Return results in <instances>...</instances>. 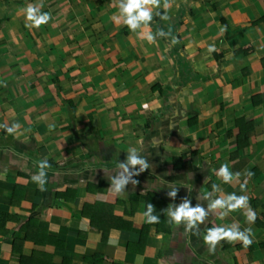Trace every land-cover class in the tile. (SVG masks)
<instances>
[{
  "label": "crops",
  "instance_id": "1",
  "mask_svg": "<svg viewBox=\"0 0 264 264\" xmlns=\"http://www.w3.org/2000/svg\"><path fill=\"white\" fill-rule=\"evenodd\" d=\"M168 3L165 9L161 0L149 25L133 32L119 15V0H52L51 34L45 39L38 31V51H44L24 53L27 71L0 64L2 75L29 76L18 94L12 86L0 89V264H90L92 256H101V264H264V0ZM107 5L113 7L108 12ZM165 18L176 25L173 34L163 29ZM14 21L0 17L2 30L15 31ZM153 28L165 31L153 42L162 55L152 50L146 58L135 42ZM11 36L25 39L19 32ZM101 38L120 51L98 56L86 50ZM48 39L67 40L64 50L78 56L69 59L71 69ZM48 56L56 64L57 100L38 80L39 65L48 68L38 61ZM11 59L1 54L0 63ZM63 75L66 83L58 82ZM52 83L46 87L54 90ZM69 87L75 95L65 97L62 88ZM240 123L247 138L239 146ZM13 124L19 128L9 134L3 125ZM131 148L149 168L132 176L136 185L130 180L116 193L109 177L123 171L118 163ZM44 159L51 167L42 191L32 177ZM224 164L234 174L228 183L217 175ZM233 193L248 198L246 208L209 207ZM186 199L208 213L197 222L198 234L169 223L164 211ZM148 204L163 219L159 228L146 222ZM111 217L123 218L111 223ZM234 226L251 229V245L221 240L213 251L204 243L208 228ZM142 227L147 234L139 244Z\"/></svg>",
  "mask_w": 264,
  "mask_h": 264
},
{
  "label": "clouds",
  "instance_id": "2",
  "mask_svg": "<svg viewBox=\"0 0 264 264\" xmlns=\"http://www.w3.org/2000/svg\"><path fill=\"white\" fill-rule=\"evenodd\" d=\"M161 4V0H119V15L123 17V23L127 25V27L135 32L137 29L141 28V25H149V23L153 19V8H159ZM163 7L167 9L169 7L168 0H164ZM26 19L31 22L29 27L35 26L39 27L41 24L46 23L50 19L49 13H40L37 7L29 5L26 9ZM160 36H164L165 33L161 30L157 33ZM147 40L151 43L155 40L154 35L148 34ZM6 128L9 134L14 133L18 128V124H13L11 127L7 125H3ZM128 155L125 162L118 163V169H123V171L117 172L115 176L109 177L111 179V188L116 193H121L129 181L133 185H136L138 181L132 180L133 175H138L139 172H143L144 170L149 168L148 161L141 157L137 150L131 148L127 151ZM139 165L138 171H131V169H135V167ZM51 165L49 164L47 159L41 160L38 162V173L32 177V180L40 187L43 191L44 185L47 182V169H49ZM217 175L222 178L225 183L230 182L233 179V173L229 170L227 164H224L220 167L217 172ZM236 176L239 173L235 174ZM213 188H216V185L213 184ZM171 196L175 197L176 192L173 191L170 193ZM246 196H237L234 193L228 195L226 199L218 198L213 201L209 207L210 208H225L227 207L228 211H235L241 208L247 207ZM155 206L153 204L147 205V211L144 213L146 217V222L149 224H155L159 222L160 217L154 215ZM167 216L170 218L169 223H175L179 225L184 223L186 225V231L197 229L198 234V223H203L205 217L208 213L202 206L191 207L190 202L185 200L183 204L173 210L172 206L168 207L164 210ZM246 218L249 222L254 221L255 214L251 212L249 209L246 213ZM204 243L209 246L210 250H215L217 244L221 240H227L228 242L241 241L245 247L251 245V229H245L241 231L238 226L234 227H211L207 229L206 235L203 237Z\"/></svg>",
  "mask_w": 264,
  "mask_h": 264
},
{
  "label": "rangeland",
  "instance_id": "3",
  "mask_svg": "<svg viewBox=\"0 0 264 264\" xmlns=\"http://www.w3.org/2000/svg\"><path fill=\"white\" fill-rule=\"evenodd\" d=\"M51 1L52 0H0V17L5 16L9 20H11V19L15 20L14 22H11V25H10V28H12V31H13V29L15 30L13 32H5V31L10 30L8 28H6V30L3 31L2 28L4 26H3V24L0 23V36L4 37V38H0V43H1L0 48L1 47L5 48L4 51H1L0 56L2 54L4 57L5 56H7V57L12 56V58H14V59L9 60L8 62H6V60H4L3 61L4 63L3 62L0 63V64H2L1 65L2 67L20 70V68L22 66V69L24 71H27L28 68H27L26 64H29L28 63L29 58H26V55H24V53H27V55L29 56L30 54H32V55L36 54L37 55L38 52L42 53L44 51V50L38 51V31L42 32L43 37L45 39H47L46 36H49L51 34L52 25H53V23H51L52 22V18H51L52 12L50 11V9L47 6L48 3H50ZM54 2L57 3V0H54ZM116 2L118 3V0H116ZM29 5L37 7L39 9L40 13H49L50 19L46 23L41 24L39 27L27 26V25L31 24V22L26 19V16H27L26 9ZM96 5H98V4H96ZM44 6H45V9H44ZM103 8L106 9L108 12L113 7H109L107 5V6H104ZM55 9H58V8L55 7L53 10H55ZM92 11L94 12V15H96L97 14V6L92 7ZM180 12H182V11H180ZM185 12L189 15L187 10ZM95 17L98 18L97 15ZM105 21L108 22L109 20H104V22ZM165 21H166L165 25H164L165 28H163V29H165L170 34H173L175 31L176 25L172 24V19H170V18L169 19L165 18ZM177 21L173 19L174 23H176ZM162 23H163V20H162ZM122 29H123V27H122ZM163 29L161 28V30H163ZM18 32L25 39H23V40H21L19 38L15 39V40L11 39V37H12L11 35H16ZM120 32L123 33L122 30ZM151 34L154 35V37L156 39V36H157L156 28L152 29ZM19 40L22 42H19ZM42 41H44V40H42ZM46 41L51 44L50 45L51 48H53L54 50L55 49L57 50L60 57H63V59L59 58V60H64L63 64H65V68L71 69L72 68L71 65H73V64H72L71 60H69V59L74 58V60H75L78 56L74 52H70V49H67V51H65L66 50L65 46L67 45V40H65V41L58 40V42H55L54 40L48 39ZM23 42L26 44L25 46L20 45ZM153 42L150 43V42H148L147 39H145L142 41V43L136 41L135 45L140 43L139 45L143 49V50H141V53H142V55L146 56V58L148 57V52H152V50L156 55L161 56L162 55L161 49H160L161 46L160 47L158 45L156 46V45H154L155 43H153ZM91 44H95V42H93V39H92ZM91 44H88V46L86 47V50H88V52H93V53L97 52L98 56L101 53H104L105 49H106V51L108 50L111 53H113V55L120 51L119 45L115 44L113 41H109L108 39L104 40V38H101V40L99 41V44H97L95 47H92ZM17 48H21V50H18ZM91 49H92V51H91ZM99 51H101V52H99ZM64 54L66 57L64 56ZM17 55L21 56V60L25 58L24 60H27V61H25V63H24V62H21V60H17L15 58ZM54 55H56V54H54ZM163 56H164V53H163ZM43 58H44V55H43ZM41 60H43V59H41ZM67 60H68V62H70L69 64H66ZM107 61H108V65H112V62H110L109 57L107 58V60L105 62H107ZM44 62L38 61L39 64L46 65L48 67V68H44V67H41L39 65V67H38V80H41L40 78L42 77L41 82H42L43 89H45L46 96L53 97L57 100V97H56L57 94L56 93H57V90H60V88H59L58 84H54V78H55L54 73L55 72H52V69H55L56 64L54 63L52 65L50 63V56H48V58L46 60H44ZM97 63H99V62H97ZM117 64H118V62H117ZM133 67H134V65L131 64V68H133ZM2 72H0V89H2V91H5V89L12 86V89H14L17 92V94L20 93L19 92L20 86L23 87V81H25V79L28 78L29 76L27 77V76H25V73H21V72H18L17 74H13V72H9L8 70L4 72V75H2L1 74ZM46 79H47V81H46ZM58 79H59L58 82H61V81L64 82L63 81L64 75L59 76ZM26 81H29V80L26 79ZM49 81L53 82L52 84L54 86V90H52L51 86H50L51 89L46 87V83ZM64 83H66V81ZM63 91H66L65 97L71 96L72 94L75 95V92L73 90H71L70 87L66 88V89L62 88V92ZM77 91H79V92H77V95H79V93L80 94L82 93L81 89H79V90L77 89ZM73 100H77V98L73 99ZM61 102H62V100H61ZM140 107H143V106H140ZM115 218L113 217L112 223H113V220H115ZM118 218H123V217H117L116 220ZM113 226H116V225H113ZM131 226H132V224H131Z\"/></svg>",
  "mask_w": 264,
  "mask_h": 264
},
{
  "label": "trees",
  "instance_id": "4",
  "mask_svg": "<svg viewBox=\"0 0 264 264\" xmlns=\"http://www.w3.org/2000/svg\"><path fill=\"white\" fill-rule=\"evenodd\" d=\"M64 103L66 104V106L68 107L70 112H73L76 109V106L73 104V101L67 100V101H64ZM237 137H238L239 146L242 145L241 142L246 140V138H247L246 132H245L244 128H242V124L240 125V133ZM108 208H109V206H108ZM110 219H111L110 222L112 223L113 217H111ZM162 221H163V219L160 217L159 222L157 223L158 228H159V224H161ZM103 223L109 224L108 221H103ZM122 223L124 225L123 228H125L124 230H130V228L132 227L129 222L122 220ZM109 228L110 227H107L106 232L102 234V240L103 241L106 240V235L109 231ZM140 231L141 232L139 234V240H138L139 242L138 243L144 244V239L146 238V234H147V228L142 227ZM100 258H101V256H92V257H89L88 259H89L90 264H101Z\"/></svg>",
  "mask_w": 264,
  "mask_h": 264
}]
</instances>
